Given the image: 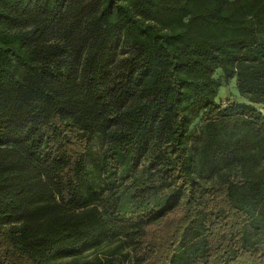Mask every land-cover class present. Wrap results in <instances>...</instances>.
Returning <instances> with one entry per match:
<instances>
[{
    "label": "trees",
    "instance_id": "obj_1",
    "mask_svg": "<svg viewBox=\"0 0 264 264\" xmlns=\"http://www.w3.org/2000/svg\"><path fill=\"white\" fill-rule=\"evenodd\" d=\"M235 78L246 101L219 102ZM259 103L264 0H0V264H264ZM114 132L115 166L149 155L167 189L152 206H97Z\"/></svg>",
    "mask_w": 264,
    "mask_h": 264
},
{
    "label": "rangeland",
    "instance_id": "obj_2",
    "mask_svg": "<svg viewBox=\"0 0 264 264\" xmlns=\"http://www.w3.org/2000/svg\"><path fill=\"white\" fill-rule=\"evenodd\" d=\"M1 25L6 31L13 33L20 31L32 33L36 29V25L33 23L23 24L16 20L3 22ZM44 38L49 42H63L61 34L53 28L45 33ZM220 75L221 72L218 71L217 76ZM217 100L223 104L228 101H246L238 92L236 78L229 83H223ZM257 105L264 114V103ZM116 135L117 133L114 132L107 137L99 136L95 140V151L100 160L97 175L101 195L97 201V206L104 214H123L132 210H140L141 207H146L149 204L152 206L156 200L168 193L167 189L158 180L156 181L155 177L144 172V168L148 164L149 155L143 158L141 164L131 173L123 172V164L117 165L118 168L115 166L110 153L113 146L117 143ZM2 156H4V153L0 151V157ZM248 237H250L247 239L248 243L255 242L254 239L256 237L253 231L249 233ZM128 248L129 242H123L122 239L121 241L107 244L100 251V256L104 259L113 256L119 257V254L127 252ZM120 258L123 260L124 256L122 255ZM125 261V264H127L131 261V258L127 257Z\"/></svg>",
    "mask_w": 264,
    "mask_h": 264
}]
</instances>
